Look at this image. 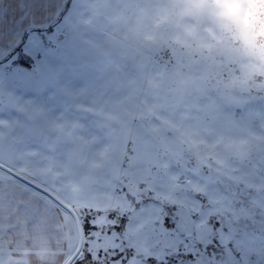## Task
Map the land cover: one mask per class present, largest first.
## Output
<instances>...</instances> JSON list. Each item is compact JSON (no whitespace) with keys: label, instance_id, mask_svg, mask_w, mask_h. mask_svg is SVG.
I'll use <instances>...</instances> for the list:
<instances>
[{"label":"rangeland","instance_id":"rangeland-1","mask_svg":"<svg viewBox=\"0 0 264 264\" xmlns=\"http://www.w3.org/2000/svg\"><path fill=\"white\" fill-rule=\"evenodd\" d=\"M121 3L119 31L150 59L134 163L161 198L183 204L199 194L225 214L234 249L223 264H264V0ZM8 156L0 151V162L20 172ZM23 169L43 182L38 164ZM54 211L32 196L31 255L7 252L1 264H64Z\"/></svg>","mask_w":264,"mask_h":264},{"label":"crops","instance_id":"crops-1","mask_svg":"<svg viewBox=\"0 0 264 264\" xmlns=\"http://www.w3.org/2000/svg\"><path fill=\"white\" fill-rule=\"evenodd\" d=\"M66 3L0 0V45L19 40L12 30L22 12L24 26L55 23ZM122 4L71 0L60 31L68 63L77 71L59 84L55 100L17 98L5 90L0 144L15 162L10 165L38 164L43 182L61 188L79 187L117 168L132 136L150 64L149 56L125 38V29L119 31ZM31 199L17 181L0 176V264L7 252L31 255Z\"/></svg>","mask_w":264,"mask_h":264},{"label":"snow or ice","instance_id":"snow-or-ice-1","mask_svg":"<svg viewBox=\"0 0 264 264\" xmlns=\"http://www.w3.org/2000/svg\"><path fill=\"white\" fill-rule=\"evenodd\" d=\"M70 2L55 23L24 26V13L17 17L12 34L19 40L0 45V89L17 98L56 99V88L77 71L60 31ZM135 153L126 142L117 168L79 187L37 182L23 168L8 171L38 205L55 210L66 236L64 264H223L234 249L225 214L199 194L183 204L161 198L159 185L134 163Z\"/></svg>","mask_w":264,"mask_h":264},{"label":"water","instance_id":"water-1","mask_svg":"<svg viewBox=\"0 0 264 264\" xmlns=\"http://www.w3.org/2000/svg\"><path fill=\"white\" fill-rule=\"evenodd\" d=\"M0 169L4 170L7 173H9V171H8L9 169H11L14 172H17L14 169H12V168L8 167L7 165L3 164L2 162H0Z\"/></svg>","mask_w":264,"mask_h":264}]
</instances>
